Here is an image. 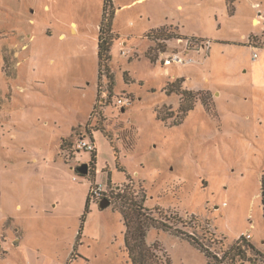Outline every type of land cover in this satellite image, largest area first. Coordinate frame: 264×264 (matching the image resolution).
Returning <instances> with one entry per match:
<instances>
[{"label": "rangeland", "instance_id": "obj_1", "mask_svg": "<svg viewBox=\"0 0 264 264\" xmlns=\"http://www.w3.org/2000/svg\"><path fill=\"white\" fill-rule=\"evenodd\" d=\"M112 8L109 87L103 0H0V264H131L126 219L140 264H228L245 235L264 264V0ZM160 28L180 39H154ZM172 53L184 63L166 65ZM94 182L105 192L80 227Z\"/></svg>", "mask_w": 264, "mask_h": 264}, {"label": "trees", "instance_id": "obj_2", "mask_svg": "<svg viewBox=\"0 0 264 264\" xmlns=\"http://www.w3.org/2000/svg\"><path fill=\"white\" fill-rule=\"evenodd\" d=\"M114 18V11L112 8V0H103V9H102V19L99 25V30H98V40H97V58H98V78L99 80L101 79L102 74L105 73L106 78L108 79L109 83L108 86L111 87L113 84L112 78L109 74V62H110V47L112 43L116 40L115 35H113L112 32V22ZM153 35L155 36L154 39H159L162 38L163 40H170L169 38H178L180 39L178 35L176 34H168L167 30L164 28H160L158 30H155L152 32ZM159 45V44H157ZM174 92V90L170 89L167 91V93ZM179 94H181L183 101H189V104L185 105V103H181L179 111L183 113H187L189 111L193 110V101L192 99V92L188 91H182ZM163 120L168 118V117H161ZM61 147H63V143H66V140H62L61 142ZM70 146V144H69ZM95 153V152H94ZM92 153V162H95L96 155ZM119 196V194H117ZM89 202L90 198L87 195L86 199V204L84 207V212L80 217V227L83 226L85 222V215L87 212H89ZM124 213V212H123ZM125 219V216L123 217ZM125 227L127 228V232L124 236V244H125V250L128 254V257L131 261V264H140V260L135 254V248L138 247H143V238L144 235L142 232H140V227H133V229H130V226L127 222V219L124 222ZM136 230V232L134 231ZM135 232V233H134ZM140 233V235H139ZM137 238V243L136 245L132 242L133 237ZM80 235L79 233L77 234L76 240H75V245H74V250L76 249L77 245L80 243ZM186 240L189 241L193 246H195L198 249H203V246L200 245L197 240L192 238L191 236H187ZM254 250L253 245L248 242L243 236H240L238 240L229 246L224 252L222 258L218 261V263H222L224 261H227L228 264H243L244 262H249L250 264H255L254 260H251V258L247 257V250ZM142 260V258L140 257ZM143 262V261H142Z\"/></svg>", "mask_w": 264, "mask_h": 264}, {"label": "built area", "instance_id": "obj_3", "mask_svg": "<svg viewBox=\"0 0 264 264\" xmlns=\"http://www.w3.org/2000/svg\"><path fill=\"white\" fill-rule=\"evenodd\" d=\"M259 16V14H258ZM256 55L254 54V57ZM171 63H176V64H183V60L182 58H180L178 56L177 53H172L171 55H168L167 58L165 59V64L169 65ZM130 99V98H129ZM128 98H124V97H120L117 99L116 104L120 107L123 106H127L129 104V100ZM84 151V152H88V153H94L95 152V145L93 142H88L85 141L83 138L78 139V141L76 142L75 145V151ZM105 192V188L104 185H102L101 183L98 182H94L90 184L89 190H88V196L90 198V200L92 201H96L99 200L103 193ZM246 240L250 239L249 235H245L243 236Z\"/></svg>", "mask_w": 264, "mask_h": 264}, {"label": "water", "instance_id": "obj_4", "mask_svg": "<svg viewBox=\"0 0 264 264\" xmlns=\"http://www.w3.org/2000/svg\"><path fill=\"white\" fill-rule=\"evenodd\" d=\"M76 172H78L82 176H85L87 174V164H82L81 167H78L76 169ZM109 206H110V201L107 199H102L98 204L99 210H104Z\"/></svg>", "mask_w": 264, "mask_h": 264}, {"label": "crops", "instance_id": "obj_5", "mask_svg": "<svg viewBox=\"0 0 264 264\" xmlns=\"http://www.w3.org/2000/svg\"><path fill=\"white\" fill-rule=\"evenodd\" d=\"M251 22L254 24V25H256L257 24V22H256V19H254V18H252L251 19ZM252 48V47H251ZM92 142V141H91ZM18 207L20 208V206L18 205ZM81 244V243H80ZM79 244V245H80ZM74 245H75V243H74ZM73 252H74V248H73Z\"/></svg>", "mask_w": 264, "mask_h": 264}, {"label": "flooded vegetation", "instance_id": "obj_6", "mask_svg": "<svg viewBox=\"0 0 264 264\" xmlns=\"http://www.w3.org/2000/svg\"><path fill=\"white\" fill-rule=\"evenodd\" d=\"M86 164V163H85ZM88 171H89V168H88V164H87V173H88Z\"/></svg>", "mask_w": 264, "mask_h": 264}, {"label": "bare ground", "instance_id": "obj_7", "mask_svg": "<svg viewBox=\"0 0 264 264\" xmlns=\"http://www.w3.org/2000/svg\"><path fill=\"white\" fill-rule=\"evenodd\" d=\"M256 22H257V20H256Z\"/></svg>", "mask_w": 264, "mask_h": 264}]
</instances>
